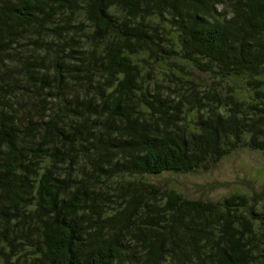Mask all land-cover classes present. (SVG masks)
I'll use <instances>...</instances> for the list:
<instances>
[{"label":"trees","instance_id":"obj_1","mask_svg":"<svg viewBox=\"0 0 264 264\" xmlns=\"http://www.w3.org/2000/svg\"><path fill=\"white\" fill-rule=\"evenodd\" d=\"M264 152V0H0V264H264V186L150 178Z\"/></svg>","mask_w":264,"mask_h":264},{"label":"rangeland","instance_id":"obj_2","mask_svg":"<svg viewBox=\"0 0 264 264\" xmlns=\"http://www.w3.org/2000/svg\"><path fill=\"white\" fill-rule=\"evenodd\" d=\"M161 188H176L186 197L218 201L242 189L259 193L264 186V152L237 150L211 170L186 176L165 173L150 178Z\"/></svg>","mask_w":264,"mask_h":264}]
</instances>
